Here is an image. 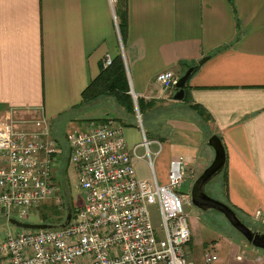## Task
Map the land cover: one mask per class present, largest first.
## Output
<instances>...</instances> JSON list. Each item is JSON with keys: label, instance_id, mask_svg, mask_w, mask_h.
<instances>
[{"label": "crops", "instance_id": "crops-1", "mask_svg": "<svg viewBox=\"0 0 264 264\" xmlns=\"http://www.w3.org/2000/svg\"><path fill=\"white\" fill-rule=\"evenodd\" d=\"M106 56L123 62L132 110L110 97L80 105ZM205 57L188 81L187 102H176V91L156 82L166 71L179 78ZM138 98L144 115L162 118V131H151L149 140L136 120ZM104 100L113 116H84ZM174 107L185 111L164 117ZM10 112L23 128L37 112L69 132L105 119L124 124L129 149L143 156L144 136L154 148L152 172L147 159H134L136 177L151 182L154 174L159 185L179 160L191 187L214 158L207 142L215 135L226 153L221 201L252 224L254 213L264 211V0H0V118ZM198 212L189 226L192 264H207L208 254L217 257L210 264H264L263 250L211 228ZM257 223L264 227V217Z\"/></svg>", "mask_w": 264, "mask_h": 264}, {"label": "built area", "instance_id": "built-area-1", "mask_svg": "<svg viewBox=\"0 0 264 264\" xmlns=\"http://www.w3.org/2000/svg\"><path fill=\"white\" fill-rule=\"evenodd\" d=\"M111 63L106 56L104 67ZM177 80L170 71L156 76L163 91L174 90ZM13 113L0 118V220L7 221L24 220L55 198L53 170L63 154L42 112L29 128L20 127ZM136 118L140 123L139 114ZM64 141L82 193L81 206L64 228L5 233L0 264H192L184 212L191 205L190 195L178 192L185 179L181 161L171 162L166 185H159L154 174L151 182L139 180L134 159H147L152 172L150 143L144 137L140 146L145 152L137 155V148L127 147L122 126L110 119L89 122L67 133ZM150 206L160 216L161 239L152 226ZM263 217L264 211H256L254 223ZM216 260L205 255L207 264Z\"/></svg>", "mask_w": 264, "mask_h": 264}, {"label": "rangeland", "instance_id": "rangeland-1", "mask_svg": "<svg viewBox=\"0 0 264 264\" xmlns=\"http://www.w3.org/2000/svg\"><path fill=\"white\" fill-rule=\"evenodd\" d=\"M112 110H113V105L111 103H109V100H104V101H102V103L95 104L91 108L84 109L83 113H84V116H86L85 115L86 113L87 114L91 113L90 116L95 117V118L96 117H106L107 114L109 116H113ZM182 111H185V109H183L181 107H174V108L168 110L164 114V117L169 118L171 116V117L175 118L178 115L177 113L182 112ZM189 113L193 114L190 111H189ZM100 119L101 118H99V119L97 118V120H100ZM136 120H137V118H136ZM138 124H139V127L141 130L144 129L148 138L150 136L151 131H153V132H158L159 130L162 131V126H161L162 118L161 117L158 118L156 115H151V116L145 115L143 117H140V123L138 122ZM55 127L60 130L59 131L60 134L58 135V137L61 141L60 143H61L62 147L67 148V145L64 141V138H65V133L69 132L68 131L69 127L68 128L62 127L61 125L56 126V124H55ZM55 127L53 129H55ZM149 150H150V152H152V150H154V148L153 147L150 148V146H149ZM141 152L144 153L145 149L140 148L138 150V154H140ZM65 156H66V153L63 154V156L60 158L59 164H57L55 167V170H53V176H55V173H57V171L59 172V170L57 169L59 165L65 166V165H62V161L68 162V161H66L67 159ZM66 174H67L66 175L67 183L64 179L63 183L60 182V186H59V184H55V185L53 184V186L55 188V192H56L55 198L51 197L48 200H46L44 203H42L38 207L37 211H33L32 214L30 216H28L26 219H24V220L18 219V220L22 221V222H26V223H32V224H43L41 222L40 210L43 208L42 206H50V205H53L58 211L63 212V214L66 215V203H68V200H66V198L64 196L65 193L69 194V197L73 201V205L76 208H79L83 202V197H82L81 191L79 189H77L76 174L74 173V169H73L72 165L69 163H68V172ZM220 179H221V176H218V177L214 178L213 180H211L206 185V194L211 199L222 202L220 194H219ZM189 185H190V183L188 182V179L185 178L184 181L182 182L181 186L179 187L178 192L182 193L184 195H190V191H191L193 184L191 185V187H189ZM71 209H72V206H71ZM148 212L150 215L152 226L155 230V234L157 235V239H161L162 238L161 220H160V216L158 214V211H157L155 206H150L148 208ZM184 212L186 215L188 213L187 219L189 222L188 225L190 227L194 223H196V221L198 222V219H196L195 215L191 214V212H198V209H196L193 206H191L190 208L185 207ZM198 214L200 215V221L206 223L211 228H213L215 230L221 229L222 231H231V232L235 233L239 238H242L241 235H239L230 226V224L226 221V219L221 214H219L215 211H206V212L200 211V212H198ZM240 219L249 228H252V229L254 228V229H257L258 231L264 230V227L261 225V223H253L252 222V224H251L248 221H246L245 219H242V218H240ZM64 220H65V218H64ZM16 230H18V229L9 225L8 221L5 220L4 218H1V220H0V241L3 240L5 233H7V232L13 233ZM198 236L199 237L202 236L200 232H198Z\"/></svg>", "mask_w": 264, "mask_h": 264}, {"label": "water", "instance_id": "water-1", "mask_svg": "<svg viewBox=\"0 0 264 264\" xmlns=\"http://www.w3.org/2000/svg\"><path fill=\"white\" fill-rule=\"evenodd\" d=\"M208 57L202 58L198 61V66H202ZM192 68H188L183 75H181L175 85L176 92L174 94V100L176 102H181L184 99V88L186 82L188 81ZM131 95L135 102V95ZM208 146L214 152V158L210 165L200 174V176L194 181L191 191H190V201L193 207L201 212L215 211L221 214L230 226L239 234L241 237L252 247L264 251V230L258 231L257 229L249 228L238 216L237 214L226 204L211 199L206 194V185L218 177L225 166L226 153L224 146L217 136L213 135L208 139ZM72 209L70 203H66V215L64 222L60 225V228L66 227L72 218ZM8 224L19 230H45V229H55L48 224H32L19 221L17 219L11 218L8 220Z\"/></svg>", "mask_w": 264, "mask_h": 264}, {"label": "trees", "instance_id": "trees-1", "mask_svg": "<svg viewBox=\"0 0 264 264\" xmlns=\"http://www.w3.org/2000/svg\"><path fill=\"white\" fill-rule=\"evenodd\" d=\"M188 68L193 69L188 79L189 81L191 76L194 73H196V71L199 69V66L197 65L188 66L187 65L185 71ZM188 81L186 82V85L184 88L183 102L188 101V96H189ZM174 90L176 91V89ZM128 93H129V86L127 84V78L125 74L124 65H123L121 58L117 57L112 60V63L109 67L105 69L102 68L99 75L94 80H92L90 84L85 88V90L81 94L80 105L90 106L91 104H93L94 102L98 101L101 98L110 97V98H113L118 104H122V105L123 103L126 104L125 106L129 110H132L133 109L132 100ZM137 105H138L140 117L145 116L143 113L145 105L139 98L137 99ZM190 108L194 110L202 119H204V121L205 120L207 121L209 119V115L206 114L199 106H190ZM123 125L124 124H122L121 126L123 127ZM58 135L59 134L55 130H53V137L60 144L63 150V154L66 153L65 157L67 159L66 161H68V162L62 161V165H65V166L59 165L57 168L59 172L57 171V173H55V176H53L52 178V184L54 185L59 184L60 186V182L63 183L64 179L65 181L67 179L66 173L68 172L69 153H68L67 148L62 147L60 143L61 141ZM145 135H146V139H148L147 134ZM222 173H224V169ZM64 196L66 200H68V202L72 206V212L74 214L77 208L73 205V201L69 197L68 193H65ZM42 207H41L42 209L40 210L41 222L43 224L51 225L52 227H55V228H60V225L64 222V218H65V215L63 214V212L58 211L53 205L42 206Z\"/></svg>", "mask_w": 264, "mask_h": 264}]
</instances>
